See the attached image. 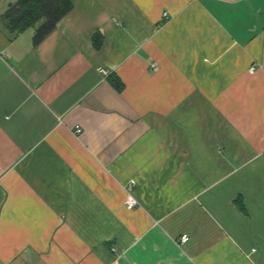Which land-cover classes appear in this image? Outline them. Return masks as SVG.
<instances>
[{"label":"crops","instance_id":"obj_1","mask_svg":"<svg viewBox=\"0 0 264 264\" xmlns=\"http://www.w3.org/2000/svg\"><path fill=\"white\" fill-rule=\"evenodd\" d=\"M16 1L0 264H264V0H73L39 42Z\"/></svg>","mask_w":264,"mask_h":264},{"label":"trees","instance_id":"obj_2","mask_svg":"<svg viewBox=\"0 0 264 264\" xmlns=\"http://www.w3.org/2000/svg\"><path fill=\"white\" fill-rule=\"evenodd\" d=\"M73 0H17L11 4L2 19L10 33L20 32L28 27H35L34 40L39 42L49 33L56 23L72 9ZM102 36L94 37V44L99 47ZM112 86L120 91L123 84L117 76H108Z\"/></svg>","mask_w":264,"mask_h":264},{"label":"built area","instance_id":"obj_3","mask_svg":"<svg viewBox=\"0 0 264 264\" xmlns=\"http://www.w3.org/2000/svg\"><path fill=\"white\" fill-rule=\"evenodd\" d=\"M163 15L165 16L166 13L164 12ZM152 67H154V66L152 65ZM249 69L252 70L253 69V66H251ZM99 71L103 75H107L109 73L108 70L103 69V68H100ZM75 131L77 133L80 132L81 131L80 127L77 126L76 129H75ZM129 185H131V183ZM137 205H138V202H137L136 198L131 194V192L130 193L128 192L127 198L124 201V207L126 209H131V208L136 207ZM187 239H188V236L185 235V234L182 235V236H180V238H179L180 243H185L187 241Z\"/></svg>","mask_w":264,"mask_h":264}]
</instances>
